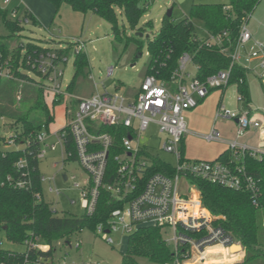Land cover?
I'll return each mask as SVG.
<instances>
[{"label": "built area", "instance_id": "built-area-1", "mask_svg": "<svg viewBox=\"0 0 264 264\" xmlns=\"http://www.w3.org/2000/svg\"><path fill=\"white\" fill-rule=\"evenodd\" d=\"M9 2L10 0H4L5 4ZM24 12L30 13L26 8L20 10L15 7L9 12L10 19L22 26L30 24ZM202 30L204 35L199 37L196 33V40L208 48L215 47L228 56L230 64L227 69L200 80L196 77L198 67L192 63L189 54H183L173 73L171 85L160 83L152 75L144 76L139 89L129 99L116 91L109 92L103 82L101 90L93 82L94 89L90 96L74 97L67 92L68 85L63 86L64 70L61 66L68 62V54L63 53L68 46H40L29 50L22 44L21 53L25 56V63L31 70L35 84L42 89L45 100L50 103L58 98L77 101L75 106L70 104V108L65 107V124L61 129L51 131L48 127V130H42L36 135L39 145L36 159L40 162L48 151L57 154L58 161L53 162L51 167L58 172L65 165L78 163L87 178L82 184L74 183L72 189L78 191L80 207L88 217L94 214L101 192L105 193V205L111 210L106 224L97 225L95 234L102 236L107 244L115 243L110 237L112 233L130 235L140 226H155L161 229L162 234L169 233V238L164 239V242L172 259L166 264H219L209 261L224 255L234 258L231 262L220 264H239L244 258L241 244L215 223L217 218L203 207L200 193L191 180L198 179L211 186L247 194L251 198L250 205L257 208V182L246 174L242 160L246 154L260 158L264 155V148H252L237 140L249 129H257L259 123L249 112L230 111L220 103L215 120H237L235 140L226 143L232 161H191L185 159L181 152L183 137L187 133L184 114L194 109L212 90L226 89L234 66L245 72L244 77L238 78L236 84H244L245 74L250 67L240 63L241 56H245L248 63L257 61L256 68L262 72L260 79H263L264 45L255 42L247 47L253 37L246 24L240 27L232 48L227 31L212 34L204 28ZM69 46L73 56L85 54L86 44L83 40L72 39ZM189 63L196 68L192 76L186 72ZM5 65L6 67L0 66V77L11 79L13 75L7 62ZM113 70V67H109L107 76ZM236 101H243L239 93ZM119 127L124 130L125 135L116 144L112 134L103 130ZM150 127L161 135L159 150L170 155L172 162L161 159L148 144H141L143 133ZM9 139L15 143L11 137ZM50 139L52 141L48 142ZM204 139L207 142L220 141L214 129ZM156 160L164 163L165 167H170L172 173L147 175ZM15 166L19 178L14 180L12 186L30 190L26 160L20 159ZM60 177L62 181L65 177L64 182L75 179L65 173ZM6 181L12 182L10 177ZM40 183L42 189L35 193L37 200L44 198L45 183L47 195H61V190L55 184V174L45 177L40 172ZM74 203L71 199L70 204ZM234 246L240 249L231 252ZM28 247L43 252L48 250L44 245L29 244Z\"/></svg>", "mask_w": 264, "mask_h": 264}, {"label": "trees", "instance_id": "trees-1", "mask_svg": "<svg viewBox=\"0 0 264 264\" xmlns=\"http://www.w3.org/2000/svg\"><path fill=\"white\" fill-rule=\"evenodd\" d=\"M54 8L56 16L62 5L69 6L74 12L83 15L93 14L106 22L113 32L115 40H121L124 33L117 26L118 15H123L132 30L140 33L145 27H152L150 22L138 27L141 18L150 9L149 0H46ZM260 0H229L228 4H192L189 14L179 22H174L172 15L163 16L159 30L151 40L147 41V55L149 57L144 76L152 75L157 81L165 85L172 84V76L178 68L179 59L183 54H189L192 63L198 67L196 77L204 80L220 70H225L230 64V58L217 48H208L196 40L194 21L212 34L227 31L230 37V48L236 43L240 27L246 24ZM227 8V10L225 9ZM6 10L0 8V20L3 27L14 36L23 30L19 22L8 18ZM31 25L38 22L30 13L24 12ZM138 35V34H137ZM126 43L133 41L126 37ZM137 52L140 54V43L134 40ZM32 50L40 46L28 42L24 44ZM71 47L63 51L68 54ZM22 46L14 49V61L8 60L9 49L0 42V66L8 64V69L13 75L11 79L0 77V119L8 120L11 138L22 148L0 152V234L4 240L13 245L25 246L24 251L7 250L0 246V264H47L51 260L52 246L58 240L69 241L76 233L87 229L95 233L99 224H106L111 208L105 205L106 195L101 192L95 212L92 216L81 214H57L50 202L44 198L37 200L35 193L42 189L40 183L39 161L36 154L39 145L36 135L42 130H48L53 122V114L45 100L42 89L35 84L31 70L25 63V56L21 53ZM13 57V56H12ZM88 66L84 53L74 56V74L67 86V92L72 93L76 78ZM244 70L234 66L231 71L230 83L244 77ZM238 93L247 101L245 84L236 85ZM225 90V89H224ZM64 99L52 101V106L60 104ZM76 100H70L75 106ZM103 131L111 133L114 142L119 143L125 135L122 128H105ZM3 138H0V141ZM4 141V140H3ZM181 152L182 146H181ZM25 159L31 181L30 190L17 189L12 186L14 180L19 178L16 163ZM216 161L229 163L232 155L229 150L223 152ZM242 164L247 175L256 182L258 194L257 208L250 205L251 199L247 194L236 193L226 189L211 186L204 181L192 179L200 193L203 207L217 220L215 223L228 231L238 241L244 252L240 264H264V155L253 158L246 154ZM112 166V165H111ZM159 160L154 162L147 175L162 173L170 175V167ZM113 168V167H112ZM10 177L12 182H7ZM226 199H232L227 203ZM235 202L240 207L234 208ZM247 205V206H246ZM246 207L245 217H251V227L242 221V212L239 209ZM1 241V240H0ZM29 244L44 245L46 252L29 248ZM237 246L230 251L238 250ZM222 256L220 260L224 261ZM137 258H145L151 264H166L172 259V254L164 242L161 229L155 226H140L128 235L126 252L121 264H137ZM49 264H53L52 261Z\"/></svg>", "mask_w": 264, "mask_h": 264}, {"label": "rangeland", "instance_id": "rangeland-1", "mask_svg": "<svg viewBox=\"0 0 264 264\" xmlns=\"http://www.w3.org/2000/svg\"><path fill=\"white\" fill-rule=\"evenodd\" d=\"M229 0H182L180 4L174 0H149L150 9L144 15L137 26L141 27L144 23L150 22L152 27H145L140 33L132 30L123 15H118L117 26L120 30L123 29L124 33L121 40H115L111 27L104 21L100 20L91 13L86 15L76 14L72 9H62L60 12L61 19L55 20L49 26L38 24L36 26L25 24L23 30L14 35L9 36V32L3 27L0 20V42L7 45L9 49L8 59L10 63L14 61V51L20 45L28 42L34 43L38 46L47 48H56L58 45L62 47L69 46L72 39H81L85 42V54L88 61V66L84 72L76 78L74 83L72 95L74 97H88L93 93V82L97 84L98 90H101V83L103 82L106 90L109 92H117L125 99H129L140 87L144 78L145 68L148 63L149 57L147 55V41L151 40L156 32L159 30L161 20L169 9H172V19L174 22H179L184 19L188 14L192 4H228ZM4 0H0V7H6L8 10V18H11L9 12L12 7L17 5L16 0H11L10 3L4 5ZM79 16V20L74 19ZM195 32L199 37L204 35L203 27L197 21H194ZM247 29L253 34L251 42L247 45L254 44L255 42L264 45V0L256 5L254 11L250 15L246 23ZM137 34H141L139 36ZM126 37H131L133 41L126 43ZM52 40L57 42H52ZM134 40L140 43L139 53L137 52V45ZM73 51L68 53V62L65 66H61L64 70L63 86L66 87L74 74V56ZM13 56V57H12ZM240 63L245 67H250L245 74V86L248 91L249 104L246 100L238 103L236 101L238 91L237 84L230 83L225 89L223 96V104L226 109L230 111H238L242 109L243 112H248L249 108L252 109L251 116L263 117L264 109V78L260 79L262 72L256 67L248 63L245 56H241ZM9 63H7L8 65ZM6 67V65H5ZM113 67V73L107 76V69ZM195 66L189 63L186 67V72L191 76L195 73ZM33 77V75H31ZM92 77L93 80L90 78ZM263 88V89H262ZM220 89L212 90L204 101L198 106L194 118H189L184 115L187 133L184 134V147L185 156L187 160L193 159H211L218 155V153L225 148L224 145L218 142H207L203 136L207 134L205 125L210 120V126L216 115L217 102L220 96ZM54 117L53 122L49 125L50 130L61 129L65 124L64 109L70 108V101L64 99L60 104L52 106L49 100L46 101ZM232 122L230 120H225ZM222 119L218 121L217 128H221V138L228 139L227 135H231V128ZM8 120L0 119V152L17 150L22 148V145L10 141L11 131L8 128ZM209 125V124H208ZM246 135H251L253 131L249 129ZM255 138L250 141V144L257 146L260 139L259 133L254 134ZM161 135L158 131L150 127L149 130L143 133L140 140L141 144H148L152 151L158 156L168 162H172V157L159 150ZM50 139L48 142H51ZM47 142V141H46ZM227 147V146H226ZM58 161V155L55 153H46L43 160L39 162V169L42 175L49 177L55 174V184L61 190V195L52 197L46 194L47 183L43 185L44 199L50 202L53 209L57 214H71L79 216L83 214L80 207V198L78 191L72 189L74 183L82 184L87 176L86 173L80 168L78 163L72 162L65 165L63 170L59 171L52 169L53 162ZM65 173L68 176H74V180L64 182L61 175ZM74 200V204H70V200ZM227 203L233 201L226 199ZM240 203L235 202L234 208H238ZM247 206V205H246ZM242 214V221L248 227H251V217H245L246 207L240 208ZM164 239L169 238V233L162 234ZM110 237L114 240V245H109L104 241L102 236H99L87 229L72 235L69 241L58 240L53 243L51 260L47 259L49 264L51 261L54 264H121L123 255L126 252V240L128 235L120 233H112ZM2 247L7 250L22 252L25 246L13 245L4 240L3 234H0ZM243 249V248H242ZM238 251V250H234ZM231 251V252H234ZM232 258L224 257V261L220 260L221 257H216L209 262L211 263H224L231 262ZM137 264H151L145 258H137ZM240 264V263H239Z\"/></svg>", "mask_w": 264, "mask_h": 264}, {"label": "crops", "instance_id": "crops-1", "mask_svg": "<svg viewBox=\"0 0 264 264\" xmlns=\"http://www.w3.org/2000/svg\"><path fill=\"white\" fill-rule=\"evenodd\" d=\"M10 2H11V0H10ZM16 3H17V5H15L14 7H12L11 10L13 8H15V7H18L20 10H22L24 8L28 9L29 12H30V14L38 22V24H41L43 26H49L55 20H58L59 21L61 19L60 12L62 11V9H67L66 7H69L67 5H62L61 8H60V10H59V12H58V14L56 16H54V8L46 0H16ZM4 5H6V4H4ZM0 8L2 10L8 11L6 9V7H0ZM74 13H76L78 15L79 14L81 15V13H79V12H74ZM74 17H77V18H74V19H77V20L80 19V18H78L79 16H75V14H74ZM252 37H253V34H252ZM52 42H57V41L52 40ZM250 64L252 65L251 67H256L257 61L252 60ZM246 91H247V89H246ZM224 93H225V90H221L220 96H219V100L217 102V106L220 103L223 104V96H224ZM247 96H248V91H247ZM205 99H203L202 101H204ZM202 101H200L199 104L194 109L185 112L184 115L187 116V117H189V118H191V119L194 118L196 112H198L197 111V108L201 104ZM249 102H250V99L247 100V103L248 104H249ZM238 111H242V109L239 108ZM248 112H249V114L251 116L252 109L249 108V111ZM251 117L253 119H255L259 123V127L257 129H251L253 131V133L251 135L250 134L249 135H246L247 133H245V135L243 137H241L240 139H238L237 141L240 144H245V145H247L249 147H252V148H256V149L264 148V113H263V117H260V116H251ZM221 119H222V122H220L219 124H222L223 122H226L229 125V127L231 128V135L230 136L227 135L228 136V139H225V138H221L220 137V134H221L222 130H221V128H219V129L217 128V124H218V121H220V119L215 120V117L213 119V122H212V125L211 126H210V120H211V118L208 119L207 122H208L209 125L208 124L205 125L204 132L205 131L206 132L208 131L207 134H206V135H208L211 132V130L214 129L217 132L218 137L220 139V141H215V142H218V143L224 145L225 148L222 149L218 153V155L215 156L214 158H211V159L196 158V159H193V160L215 161L223 152H225L226 150H228V148L226 147L227 146L226 143L228 141L235 140L236 123L234 122V120L227 119V120L232 121V122H227V121H225L226 119H223V118H221ZM56 130H58V129H54V130H51V131H56ZM258 133H259V139H260V141H259V143H258L257 146H253V145L250 144V141H252L253 138H255V137H253L254 134H258ZM206 135L203 136V139H204V137ZM182 151H183V155L185 156L184 140L182 141Z\"/></svg>", "mask_w": 264, "mask_h": 264}, {"label": "water", "instance_id": "water-1", "mask_svg": "<svg viewBox=\"0 0 264 264\" xmlns=\"http://www.w3.org/2000/svg\"><path fill=\"white\" fill-rule=\"evenodd\" d=\"M174 2L177 3V4H180L182 2V0H174ZM165 15L167 17H170L172 15V9H169ZM138 35L142 36L141 34H138ZM234 122L236 123L237 120H234ZM63 180L65 181V177H63Z\"/></svg>", "mask_w": 264, "mask_h": 264}, {"label": "bare ground", "instance_id": "bare-ground-1", "mask_svg": "<svg viewBox=\"0 0 264 264\" xmlns=\"http://www.w3.org/2000/svg\"><path fill=\"white\" fill-rule=\"evenodd\" d=\"M237 247H238V246H237ZM238 248H239V247H238ZM239 249H240V248H239ZM239 249H238V250H239Z\"/></svg>", "mask_w": 264, "mask_h": 264}]
</instances>
